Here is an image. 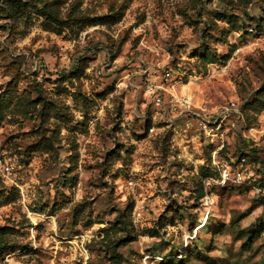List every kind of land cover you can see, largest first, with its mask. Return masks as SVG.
<instances>
[{
  "label": "clouds",
  "instance_id": "9594fccd",
  "mask_svg": "<svg viewBox=\"0 0 264 264\" xmlns=\"http://www.w3.org/2000/svg\"><path fill=\"white\" fill-rule=\"evenodd\" d=\"M2 2L0 0V4ZM91 6L85 0L84 7ZM148 8L153 10L149 23L134 29L133 35L146 29L154 33L153 26L170 14L175 15L176 8L188 10L189 15L168 19L166 26L160 24V36L156 39L146 37L150 43L144 44L139 51L133 49L129 41L126 55L115 65L111 62L115 48L107 46L119 40L122 34L119 30L101 29L111 39L92 35L95 29L85 30L80 39L70 36L69 43L64 46L70 52L63 61L60 54L46 43L50 34L42 28L43 16L33 13L32 22L27 27L23 20L19 21L17 31L12 35L8 31H0V85L18 76L20 87L17 97H24V89L31 92L33 100L43 95L67 117L58 118L53 111L42 124V106L39 104L27 116L12 113L5 120V136L31 129H38L40 135L27 141L21 138L0 150V176L4 177L6 184L20 190V198L9 205L11 215L20 221L19 226L24 233L18 239L30 240L36 246L34 237L38 230L33 226L43 224L44 231L40 234L50 242L52 260L49 264H60L56 249H60L61 255L69 251L68 248H60L57 237L67 233L73 209L85 201L95 198L92 219L95 220V214L99 213L106 228L110 227L111 221L120 219L121 223L119 230L107 233L92 230L83 235L82 240L77 241V247L71 249L76 253L71 259L81 261V264H108L98 250L111 248L117 240H123L125 243L116 249L123 257L121 264H159L162 257L156 253L154 245L160 241L187 244L196 238L198 229L191 233L187 231L190 209L185 208L182 221L177 220L175 227L161 230L157 226V216L152 214L153 208L159 213L173 200L187 205L190 199H195L188 192L197 180H201L207 190L229 180L239 184L246 179L245 173L249 169L229 168L218 154L226 148L231 159L236 147L248 138V133L242 129L250 114L241 108L237 96L246 95L243 90L248 89L250 75L246 69L256 71V64L264 65V48L252 50V63L243 60L239 52L227 67L222 66V62L233 49L249 51L243 46L251 36L246 40L242 30L255 33L257 26L264 22V0H171L165 5L163 17L154 15L155 4L149 3ZM211 10L235 13L239 27L234 28L227 19H214ZM67 11L66 4L62 14ZM197 12L202 15L197 16ZM186 21H199V24L189 26ZM11 23L0 20V24ZM130 23H133L131 18L124 26ZM34 38L39 41L35 47ZM90 40L92 43L100 41L96 44L98 52L85 51L86 44L89 48L92 46ZM178 43L185 46L178 48ZM260 43H264V37ZM209 52L214 63L204 62ZM92 55L98 58L81 76L77 57ZM237 60L243 63V68ZM122 65L126 67L117 73L115 69ZM213 67L217 70L215 76L210 71ZM48 76L53 80L62 76V89L66 91L57 94L56 84L44 82ZM74 76L80 78H72ZM220 78L221 82L229 81L228 91L218 86ZM113 81L117 83L116 90L98 99L97 94L104 95ZM37 85L39 92L33 90ZM4 91V87H0V93ZM81 93L87 102L80 98ZM121 105H125L123 111ZM218 118L221 123H227L229 135H222L215 128ZM7 120L17 122L9 126ZM45 129L51 148L26 155V143L39 140ZM4 138L0 136V145H3ZM74 144L80 158L72 175H79L80 181L76 187L65 189L59 182L63 172L72 165L68 158L74 154ZM205 145L215 146L210 152V161L204 154ZM26 164L30 166L26 167ZM202 164L213 167L221 178L202 179L199 174ZM87 165H92V168L88 169ZM169 181L178 183L169 187ZM181 185L185 189L183 194ZM113 188L119 189L116 195L110 194ZM141 192L144 193L143 200ZM58 193H66L68 202H64ZM150 193L156 194L151 200L147 198ZM259 193V189H254L253 195ZM121 197H127V200H121ZM133 200L140 201L142 206L135 213L126 212L125 205ZM215 200L212 195L203 197L201 209L197 210L201 222L209 208H215ZM45 201L59 202L63 207L55 215H51V209L47 207L43 211H34ZM8 214L9 211L5 210V215ZM168 215H173L171 210ZM83 222L81 220L80 223ZM151 230L158 235L153 236ZM81 232H84L83 228ZM133 237L135 240L127 243ZM23 251L9 249L6 255L0 256V264H23L22 260H17Z\"/></svg>",
  "mask_w": 264,
  "mask_h": 264
},
{
  "label": "rangeland",
  "instance_id": "374dc122",
  "mask_svg": "<svg viewBox=\"0 0 264 264\" xmlns=\"http://www.w3.org/2000/svg\"><path fill=\"white\" fill-rule=\"evenodd\" d=\"M171 0H88L91 7L85 8V0H3L0 4V20L12 21L11 24H0V31H8L9 35H12L17 31L18 22L23 20L25 26H29L32 22V15L36 13L45 18V22L42 24L44 31L49 32V37L46 43H49L52 48L60 54L61 61L64 60L65 55L69 54L70 50L66 47L69 43V37H75L80 39L85 30L95 29V33L92 35H102L108 39L107 32H102L101 29H107L108 31L119 30L122 34L119 36L118 41H114L108 45L109 49L115 48V52L111 53V62L113 65L118 60H121L125 55V49L131 41V47L136 50H140L144 44L150 43L149 39H156L161 34L160 24L167 25L168 19H176L178 17H188L189 11L184 8H176L175 15L170 14L167 19H161L158 25H154V33L145 32L133 35V30L139 28L141 25L149 23V15L152 13V9L148 8V4H155V16L163 17L165 5L170 3ZM211 2V0H206ZM68 5V11L62 14V9L65 5ZM135 5V7H134ZM210 14L214 19L229 20L233 24L234 28L239 27L237 25L238 17L235 13L220 12L211 10ZM197 16L202 13L197 12ZM131 18L133 23L127 24V20ZM189 26L193 24H199V21H186ZM211 27V26H209ZM67 29V35L65 30ZM243 35L246 40L251 36V39L243 47L249 49L248 52H242L240 49H233L229 57L222 62V66L227 67L228 62L233 60L236 53L239 52L243 57V60H247L252 63V50L259 51L264 48V43H260L261 38L264 37V22L257 26L255 33H249L247 29H243ZM207 36V33H205ZM56 37L55 40L52 38ZM179 40V36H177ZM37 41L34 38L33 47L36 46ZM89 43H92L91 40ZM100 41H95L89 48L88 44L85 45L86 52H98L96 44ZM178 48H183V43L176 45ZM131 50V49H130ZM43 51V49H38ZM98 57L92 56H80L77 57V63L80 64L81 76L84 75L86 69L96 61ZM205 63L213 62L212 54L205 57ZM240 68L244 65L241 61H236ZM16 62H13L15 64ZM214 63V62H213ZM126 65H122L120 68H116L115 71L119 73ZM213 75H216V69L213 67L210 69ZM250 73L247 79L248 89L243 91L246 93L243 97L237 96V100L240 102L241 108L250 114L245 127L242 131L248 133V138L242 145H238L236 150L232 153V158L227 156V149H222L218 154L224 158L228 163L229 168L249 169L246 175V179L239 184H233L230 180L226 181L223 185H212L205 190L201 180L193 182V188L188 192V195L195 197L190 199L187 205H182L179 202L173 200L171 203L164 206V210L157 213L156 209H152V214L157 216V226L163 230L165 228H172L176 226L177 220H183L185 218V208L190 209L187 214L189 233L196 231L197 236L195 239L189 240L185 243H173L171 241H160L159 244L154 245L156 253L162 257L159 264H264V199H261L264 195V186H260L264 183V65L256 64V71L252 69H246ZM80 78V77H72ZM217 80L218 86L224 91L229 90L228 80ZM45 83H54L57 85V94L62 91L63 78L58 77L53 80L50 76L44 78ZM4 93H0V136L5 137L3 145H0V150L3 146L13 144L19 141L21 138L29 140L32 136L40 135L38 129H31L28 132L17 131L9 133L5 136V120L6 117L12 113L28 115L37 104L42 106L40 114L41 123L46 122L47 115L55 111L58 118L66 117V113L60 112L56 105L51 100H46L43 95H38L35 100L31 99V92L28 89H24V97H17L16 92L20 87L19 77H14L8 80L4 85ZM117 83L113 81L108 86V91L104 95L97 94L98 99H103L109 92L115 91ZM39 92V85L33 89ZM80 98L87 102L82 93ZM232 100V97H228ZM125 105H121V111ZM15 120H7V125L16 123ZM212 126V125H208ZM215 128L219 130L222 135H229L230 131L227 123H221L218 118L215 121ZM149 133L152 129L149 127ZM214 145H205V156L211 159L210 152L214 151ZM51 148V143L47 137V129L45 134L40 136L39 140L26 143L24 152L26 155H32L36 152L47 150ZM74 154L68 159L72 161L70 168L63 172L60 179V187L69 188L76 187L80 181L79 175H72L75 171L77 161L79 160L78 154L75 152L77 145L72 146ZM119 145L117 146L116 155H118ZM111 155L109 159H111ZM30 166L29 164L25 165ZM88 169L92 168V165H87ZM199 174L202 179L214 178L219 179L220 174L213 167H209L206 164H202L199 169ZM178 181H169V187H173ZM254 189H259L258 195H253ZM184 186L181 185V193H184ZM119 191L118 188L110 190L111 195H116ZM154 193L148 195V199L151 200ZM212 195L216 197L215 208H209L208 214L203 222L200 220V216L197 212L201 209L203 197ZM58 196L62 198L64 202H68L69 197L66 193H58ZM141 200L144 199V193H140ZM20 198V190L14 185H8L5 183L4 177L0 176V256L6 255L9 249H24L22 255L17 256V260H22L23 264H49L52 260V256L49 254V241L40 234L44 231L43 224L34 225L38 230V234L34 237L36 240V246H33L30 240H19V237L24 236V233L20 229V221L14 220L9 209V205L16 202ZM121 200H127V197H121ZM95 206V198L93 200L85 201L84 203L77 205L73 209V218L70 221V227L67 233L57 237L60 248H68L69 251L61 255L60 249H56L57 255L60 258V264H81V261L71 259L76 253L71 251L77 247V241L82 240L83 235L95 230L98 233H107L113 229L119 230L121 220L109 222L110 227L104 226V220L99 213L95 214V220L92 219L93 212L91 209ZM142 205L140 201H130L125 205L126 212L135 213ZM51 209L50 214L55 215V212L59 211L63 207L62 203H53L52 201H45L40 205H37L34 211H43L45 208ZM208 207V205H203ZM5 210L9 211L8 215H5ZM114 210V209H113ZM172 211L173 215L169 217V211ZM83 220V224H81ZM201 223L203 226L201 227ZM79 225V227H78ZM81 228L84 232H81ZM153 236H157L158 233L155 230H151ZM135 240L133 237L127 243H131ZM123 243V240H117L111 245V248L99 249L102 259L107 260L108 264H121L123 257L116 251ZM86 247V246H85ZM149 251V249H146Z\"/></svg>",
  "mask_w": 264,
  "mask_h": 264
},
{
  "label": "trees",
  "instance_id": "16d2710c",
  "mask_svg": "<svg viewBox=\"0 0 264 264\" xmlns=\"http://www.w3.org/2000/svg\"><path fill=\"white\" fill-rule=\"evenodd\" d=\"M260 186H264V183H262ZM261 199H264V195L262 196ZM263 226H264V225H263ZM263 229H264V227H263Z\"/></svg>",
  "mask_w": 264,
  "mask_h": 264
},
{
  "label": "built area",
  "instance_id": "2783aa9c",
  "mask_svg": "<svg viewBox=\"0 0 264 264\" xmlns=\"http://www.w3.org/2000/svg\"><path fill=\"white\" fill-rule=\"evenodd\" d=\"M221 178V177H220Z\"/></svg>",
  "mask_w": 264,
  "mask_h": 264
}]
</instances>
